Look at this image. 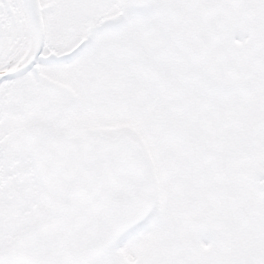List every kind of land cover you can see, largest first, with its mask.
Returning a JSON list of instances; mask_svg holds the SVG:
<instances>
[{
	"label": "snow or ice",
	"instance_id": "obj_1",
	"mask_svg": "<svg viewBox=\"0 0 264 264\" xmlns=\"http://www.w3.org/2000/svg\"><path fill=\"white\" fill-rule=\"evenodd\" d=\"M0 264H264V0H0Z\"/></svg>",
	"mask_w": 264,
	"mask_h": 264
}]
</instances>
